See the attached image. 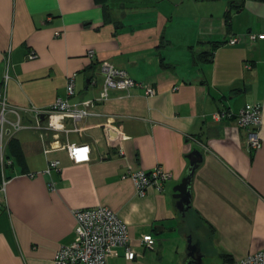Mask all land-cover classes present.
Instances as JSON below:
<instances>
[{"label": "crops", "instance_id": "1", "mask_svg": "<svg viewBox=\"0 0 264 264\" xmlns=\"http://www.w3.org/2000/svg\"><path fill=\"white\" fill-rule=\"evenodd\" d=\"M124 1L118 10L114 0H0V82L9 72L10 104L49 107L68 97L74 74L70 101L96 98L101 83L91 78L101 60L157 90L152 96L139 86L129 93L114 90L95 105L96 114L81 123L87 128L82 137L75 132L67 137L90 144V162L74 163L65 150L45 154L42 139L30 129L6 139L4 152L14 165L6 170L7 207L0 210V264H56V251L74 240L73 211L98 205L109 206L126 223L137 252L128 260L121 246L107 264H185L190 237L203 256L228 255L232 262L264 249V39L246 36L264 32V0H225L226 5L203 0L210 10L199 24L189 16L182 23L171 0L165 7L154 0ZM192 3L182 0L178 6L192 15ZM232 38L239 42L230 44ZM216 42L221 44L211 60L195 61V54ZM90 49L95 58L87 55ZM254 104L263 107L262 146L250 150L248 132L234 117L214 120L213 114H237ZM108 118L122 125L112 144L104 125ZM195 148L204 160L183 216L173 189ZM49 159L61 161L51 176L43 173ZM158 166L172 175L161 191L149 189L140 197L134 181L122 178L129 170ZM203 227L205 240L199 235ZM144 234L157 239L155 249L142 246Z\"/></svg>", "mask_w": 264, "mask_h": 264}, {"label": "built area", "instance_id": "2", "mask_svg": "<svg viewBox=\"0 0 264 264\" xmlns=\"http://www.w3.org/2000/svg\"><path fill=\"white\" fill-rule=\"evenodd\" d=\"M60 35V32H56ZM251 41L264 39L262 34L250 32L246 35ZM239 38L229 40L230 44H236ZM88 56L95 58V51L90 49ZM36 57V53L32 51L28 58ZM7 65L9 69L10 58L7 57ZM99 71L93 75V83L98 85L101 83V93L96 98L89 100H81L79 103H72L70 97L75 95V77L72 75L68 79L66 91L68 97L57 98L49 107L39 108L18 107L8 102L6 94L7 81L9 80V72L5 75L3 82H0V164L2 178L0 180V210L7 207L6 184L11 179L6 175L8 167L13 166V161L6 156L5 145L6 139L12 134H16L24 129H30L36 132L43 142V150L45 154L53 151H67L70 160L74 163H83L91 161V153L93 148L90 144L82 142V144L69 141L67 138L71 132L77 133L80 137L86 131V127L81 123L87 118L92 117L96 113L93 108L97 103L107 100L111 96V92L119 90L130 92L134 87L145 88L146 96H152L157 93L156 88L152 85H144L136 81L130 76L126 69L117 66L114 62L101 60L99 63ZM46 115L45 120L40 119V115ZM236 119L240 128H245L247 134V144L250 150H256L262 146L260 131L263 125V107L260 104H254L242 108V110L233 114L228 110H219L213 114L214 120ZM104 123L106 128V136L109 142L115 143L120 138L122 125L115 123L113 118ZM71 121L72 124L68 125ZM118 153L124 154V148L119 146ZM47 169L43 172L52 175L53 171H58L61 167V161L58 159H49ZM171 173L164 168L158 166L152 171L129 170L122 178H131L135 183L136 192L140 197L145 196L149 189L155 188L158 191L163 190L165 181L171 178ZM52 191L56 190V184L53 180L48 183ZM76 218L74 227V240L69 245H63L56 251V264H107V259L114 253L117 248L124 246L126 257L133 260L137 256V252L130 247L129 228L126 223L117 215V213L109 206L98 205L92 208L75 209L73 211ZM142 246L147 250L155 249L157 239L152 234H144L142 237ZM229 264H264V249L249 253L244 258L237 259Z\"/></svg>", "mask_w": 264, "mask_h": 264}, {"label": "water", "instance_id": "3", "mask_svg": "<svg viewBox=\"0 0 264 264\" xmlns=\"http://www.w3.org/2000/svg\"><path fill=\"white\" fill-rule=\"evenodd\" d=\"M46 117L44 114L40 115L41 120H45ZM188 156L190 158V164L186 175L182 182L177 184L173 189L174 198L177 200V207L183 216H186L191 208V183L195 172L199 168L198 165L204 160V155L199 148H195ZM188 248L189 252L185 264H204L203 254L200 248L192 242L191 237L188 239Z\"/></svg>", "mask_w": 264, "mask_h": 264}, {"label": "rangeland", "instance_id": "4", "mask_svg": "<svg viewBox=\"0 0 264 264\" xmlns=\"http://www.w3.org/2000/svg\"><path fill=\"white\" fill-rule=\"evenodd\" d=\"M169 1L170 0H154L156 6L159 4L161 6L164 5V7L166 4H168ZM171 1L173 3V6H174V16L179 17V20H181L182 23H185L187 16H189V21L192 20V18H194L196 20L195 23L199 24L200 23L199 20L201 19L200 15H202L204 12H208V10H210V6L204 4V2L202 0H193L192 5H193L194 10H193L192 15H190L189 11H187V9H186V6H180V7L178 6L180 4V1H182V0H171ZM225 2H226L225 0L224 1H218L217 4L218 5H220V4L226 5ZM124 3H127V2H125L124 0H114L115 5H113V6L115 9L121 10L120 7L122 8V5ZM212 10L220 12L222 10V7H216L215 9L212 7ZM117 12H119V11H117ZM222 12H223V10H222ZM195 16L197 19L195 18ZM194 224L195 223H193V218H192V225L195 226ZM201 231H202V233L199 235L202 236V239L204 238V240H205V237H207V236H205V234H206L205 227L201 228ZM185 247L186 248L188 247V240H187ZM203 257H204L203 258L204 264H228L225 261V258H223L222 256L215 254V253H211V254L205 255Z\"/></svg>", "mask_w": 264, "mask_h": 264}, {"label": "trees", "instance_id": "5", "mask_svg": "<svg viewBox=\"0 0 264 264\" xmlns=\"http://www.w3.org/2000/svg\"><path fill=\"white\" fill-rule=\"evenodd\" d=\"M243 4H244L243 2H240V4H238V6H236L235 8L238 10V9H240L243 6ZM229 17H230V15H229ZM228 27L230 29V24L229 23H228ZM220 44L221 43L216 42V43H214V45L212 47V50L205 51V52H202V53H199V54H195V61L196 62H202V61H205V60H211L213 58L214 50ZM11 142L13 143V138H12V141ZM0 167L2 168V165L1 164H0ZM0 175H1V170H0ZM223 258H225V261L226 262H229V263L232 262L231 258H229L228 255L223 256Z\"/></svg>", "mask_w": 264, "mask_h": 264}]
</instances>
